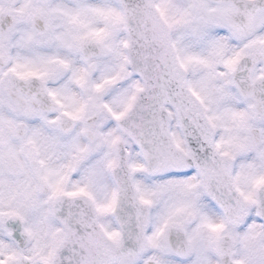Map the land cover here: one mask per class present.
Segmentation results:
<instances>
[{
  "label": "snow or ice",
  "instance_id": "snow-or-ice-1",
  "mask_svg": "<svg viewBox=\"0 0 264 264\" xmlns=\"http://www.w3.org/2000/svg\"><path fill=\"white\" fill-rule=\"evenodd\" d=\"M0 264H264V0H0Z\"/></svg>",
  "mask_w": 264,
  "mask_h": 264
}]
</instances>
